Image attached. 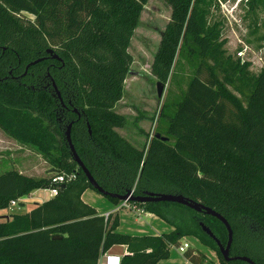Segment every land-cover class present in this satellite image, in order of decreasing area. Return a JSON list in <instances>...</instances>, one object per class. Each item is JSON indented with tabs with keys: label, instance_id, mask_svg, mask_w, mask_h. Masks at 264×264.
<instances>
[{
	"label": "trees",
	"instance_id": "16d2710c",
	"mask_svg": "<svg viewBox=\"0 0 264 264\" xmlns=\"http://www.w3.org/2000/svg\"><path fill=\"white\" fill-rule=\"evenodd\" d=\"M164 1L171 13L150 74L165 84L179 50L195 66L168 120L172 141L153 136L146 148H136L117 133L126 119L113 107L122 97L133 61L128 47L147 0H0V130L34 148L53 170L49 178L12 169L0 174V210L49 188L56 173L75 174L28 212L0 216V264H98L115 245H127L129 253L119 264H157L183 238L212 250L219 264H248L222 259L199 226L224 246L220 221L175 202H127L156 215L171 232L119 233L117 216L104 217L82 201L88 188L98 192L64 140L71 121V142L102 190L182 194L226 219L229 256L264 264V67L252 74L248 62L223 48L222 23L210 22L214 0ZM252 33L264 42L258 25ZM50 48L60 61L44 58L23 75ZM182 255L191 263L204 257L191 248Z\"/></svg>",
	"mask_w": 264,
	"mask_h": 264
},
{
	"label": "rangeland",
	"instance_id": "374dc122",
	"mask_svg": "<svg viewBox=\"0 0 264 264\" xmlns=\"http://www.w3.org/2000/svg\"><path fill=\"white\" fill-rule=\"evenodd\" d=\"M143 8L128 47L133 61L125 75L122 97L113 107L126 119L124 126L116 129L117 133L136 148H146L156 134L159 138L169 139L166 134L168 120L183 97L195 66L194 61L179 50L163 95L160 99L157 97L158 80L150 74V66L171 8L164 0H147ZM213 21L222 23L220 38L225 40L223 48L229 55L248 62L252 74L264 67V42L260 43L257 35L251 34L254 25H258L259 34L264 35V0H214L210 15V22ZM10 169L34 178H49L53 174L51 164L34 148L16 142L0 130V174ZM37 192L25 201L29 208L34 207L39 195L45 196L42 190ZM20 206L17 203L0 210L1 219L22 211ZM187 241L194 246L196 240L190 238Z\"/></svg>",
	"mask_w": 264,
	"mask_h": 264
},
{
	"label": "crops",
	"instance_id": "0c3cea01",
	"mask_svg": "<svg viewBox=\"0 0 264 264\" xmlns=\"http://www.w3.org/2000/svg\"><path fill=\"white\" fill-rule=\"evenodd\" d=\"M42 190L45 193L44 195L34 196L37 197L33 205L37 203H41L43 201H46L50 199L47 192H45L43 189H37L32 192H30L27 196H22L19 199V203L22 202V205L20 206L21 209H23L20 212H12L13 214H21L26 213L30 209L28 205H26L27 199L32 198L34 194H36L37 191ZM38 193V192H37ZM82 201L85 204H89L92 206L96 212H98L100 215H103L104 217L112 214L113 216H117L118 218V226L117 231L119 233H126L131 236H139V235H150V236H156L161 233H169L173 230L172 227L164 223L160 218H158L156 215L142 210L141 208H136L134 206L125 207L121 204L114 205L111 202L107 200V198H101L99 194H96L95 191L91 189L85 190L81 194ZM11 208V207H10ZM9 214V213H7ZM193 240H196L194 238H191ZM187 241L189 239L183 238L182 241ZM194 246L190 243V248L194 250V252H200L203 254V259H196L195 262L191 263L188 260H186L182 253H179L175 247H172L170 249V256L167 259L159 260L157 264H219L218 259L215 256V253L210 250L206 249L204 246H202L197 241H193ZM127 245L123 246H112L109 249H107L105 252L101 253L98 258V264H119L120 259L123 257V255H127Z\"/></svg>",
	"mask_w": 264,
	"mask_h": 264
},
{
	"label": "water",
	"instance_id": "95a60500",
	"mask_svg": "<svg viewBox=\"0 0 264 264\" xmlns=\"http://www.w3.org/2000/svg\"><path fill=\"white\" fill-rule=\"evenodd\" d=\"M48 54H52V58L56 59V60H60L59 57L53 53V49H48L46 51ZM43 58H37L34 61L30 62L29 64L26 65L25 67V71L23 73V75L26 73V70L31 67L34 66V64H36L37 62H40ZM164 83H162L161 81H157L156 82V92H157V97L160 99L163 95V88H164ZM53 86L55 88V85L53 83ZM55 92L56 95H58V92L55 88ZM59 96V95H58ZM73 111L78 115V117H80V113L79 111H77L76 109H73ZM71 125H72V121L69 122V124L66 126L67 130L64 133V140L66 142V145H68L69 151L71 153V158L74 162L77 163L78 167L81 169L83 175L85 176V178H87L88 182L90 183V185L93 187V189H95L99 194H101L102 196L107 195L111 198H115L118 199L120 202H132V203H155V202H175L178 203L180 205H183L185 207H187L188 209H193L196 212L202 213L204 215H210L212 217H215L218 221H220V223L222 225H224L226 227L227 230V243L223 246L221 243H219L216 238L214 237L213 233L211 232V230L207 227L204 226L202 223H199V226H201L202 231L208 235L209 237H211L215 243L218 246V250L219 253L222 257V259H224L225 261H231V260H239V261H244L247 262L248 264H254V262L249 259L246 256H229V248L231 245V239H232V230L230 225L228 224V222L226 221V219L224 217H222L219 213H217L216 211H214L213 209L209 208V207H205L203 206L201 203L196 202L192 199H188L186 197H184L182 194H176V193H172V194H168V193H162V192H143L142 194H134L133 190H127L126 192L122 193L121 195L119 194H115V193H110L107 192L105 190H102V188L97 184L96 180L91 176V174L89 173L88 169H86V167L84 166L83 162L80 161L75 147L71 142ZM88 127V125H87ZM89 130V134H90V128ZM155 137H159L158 134L155 135ZM162 140H164L165 138H161Z\"/></svg>",
	"mask_w": 264,
	"mask_h": 264
},
{
	"label": "built area",
	"instance_id": "2783aa9c",
	"mask_svg": "<svg viewBox=\"0 0 264 264\" xmlns=\"http://www.w3.org/2000/svg\"><path fill=\"white\" fill-rule=\"evenodd\" d=\"M75 177L74 172L68 174V175H64V174H59L56 173L53 175V177L51 178V186L49 188L43 189L45 192H47L48 196L50 198H53L54 195L57 194V185L59 184H63V183H68L71 180H73ZM17 203H19V199L17 201H11L10 206H16ZM122 205L125 207H129L130 205L127 202H122ZM180 245L175 247V249L179 252V253H183L184 251H186L187 249H190V243H188V241H182L179 243Z\"/></svg>",
	"mask_w": 264,
	"mask_h": 264
},
{
	"label": "flooded vegetation",
	"instance_id": "af4514ba",
	"mask_svg": "<svg viewBox=\"0 0 264 264\" xmlns=\"http://www.w3.org/2000/svg\"><path fill=\"white\" fill-rule=\"evenodd\" d=\"M46 53H47V52H46ZM53 53H54V52H53ZM42 58H43V59H44V58H45V59H47V58H48V59H50V58L53 59V58H52V54H48V53H47V57H42ZM55 60H56V59H55ZM58 61H60V60H58ZM24 71H25V70H24ZM26 72H27V70H26ZM23 73H24V72H23ZM25 74H26V73H25ZM25 74H24V75H25ZM14 79H16V77H14ZM62 108L68 110V108H66V106H63V104H62ZM69 108H70V107H69Z\"/></svg>",
	"mask_w": 264,
	"mask_h": 264
}]
</instances>
